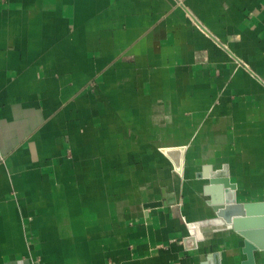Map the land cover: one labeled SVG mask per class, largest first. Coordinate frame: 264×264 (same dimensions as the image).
<instances>
[{
    "label": "crops",
    "instance_id": "crops-1",
    "mask_svg": "<svg viewBox=\"0 0 264 264\" xmlns=\"http://www.w3.org/2000/svg\"><path fill=\"white\" fill-rule=\"evenodd\" d=\"M212 175L264 203V0H0V264H246Z\"/></svg>",
    "mask_w": 264,
    "mask_h": 264
},
{
    "label": "water",
    "instance_id": "water-1",
    "mask_svg": "<svg viewBox=\"0 0 264 264\" xmlns=\"http://www.w3.org/2000/svg\"><path fill=\"white\" fill-rule=\"evenodd\" d=\"M164 153L169 157L175 153L173 157L175 170L181 173L182 149L178 151L165 149ZM210 184L211 186L205 188V194L211 195L209 205L214 215L206 221L188 224L189 236L183 243L188 249H195L197 244L205 239V235L202 234L203 229L211 232L230 230L243 239V251L248 257L246 264H254V253L264 252V203H238L235 185L223 175H212ZM174 204V201L168 203V205ZM160 206L149 205L148 208Z\"/></svg>",
    "mask_w": 264,
    "mask_h": 264
}]
</instances>
